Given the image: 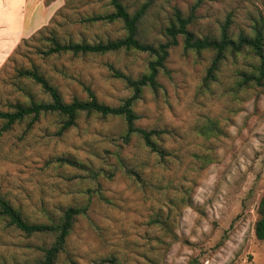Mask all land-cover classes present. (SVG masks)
Returning a JSON list of instances; mask_svg holds the SVG:
<instances>
[{"label":"rangeland","instance_id":"374dc122","mask_svg":"<svg viewBox=\"0 0 264 264\" xmlns=\"http://www.w3.org/2000/svg\"><path fill=\"white\" fill-rule=\"evenodd\" d=\"M130 13L150 8L139 39L169 40L165 29L176 10L190 18L197 38H220L231 19L230 36L264 33V0H122ZM52 17L21 43L0 70V111L15 104L48 102L49 96L20 67L37 68L65 102L97 99L118 107L133 90L116 72L138 79L147 72V53L44 56L37 33L53 31L61 42L97 44L124 38L121 22H88L113 12L108 0H55ZM171 47L161 88H146L135 102L136 126L164 131L160 158L138 135L125 139L121 117L81 114L60 135L64 118L42 114L16 123L0 136V195L32 223H58L69 207L86 208L76 218L57 264H264V240L255 235L264 196V80L240 86L258 59L243 49L227 53L217 78L205 83L214 53ZM0 120V129L4 125ZM63 159V162L60 160ZM73 161L74 166L66 162ZM51 234L28 236L0 219V264H36Z\"/></svg>","mask_w":264,"mask_h":264},{"label":"trees","instance_id":"16d2710c","mask_svg":"<svg viewBox=\"0 0 264 264\" xmlns=\"http://www.w3.org/2000/svg\"><path fill=\"white\" fill-rule=\"evenodd\" d=\"M53 1L55 0H46V4H50ZM108 1L113 8V12L89 18L88 22H121L126 31L124 38L97 44L73 41L61 42L53 31L44 28L37 33L38 37L46 42V46L42 47L39 51L41 55L47 57L68 53L76 56L99 55L116 53L122 50L147 53L151 57L147 72L138 79H132L130 76L123 75L119 72L115 73L118 79L125 81L133 90V96L126 99L122 105L111 107L100 102L96 95L87 88L88 97L86 100L74 99L67 103L64 101L58 88L52 85L37 68L27 69L23 66L16 69V77L30 80L36 86H39L49 96V101H33L28 105L15 104L10 111H0V120L5 122L0 129V136L16 123H20L27 118L38 119L42 114H58L64 118L63 127L59 133L60 135L76 126L78 117L81 114L99 115L104 118L121 117L126 124V141L131 136L138 135L152 153H155L160 158H164L167 153L158 144L164 131L138 128L136 126L138 117L134 112V105L142 97L146 88L154 92L161 88L158 82V76L162 70H165L169 50L178 44V36L183 37L185 50L196 53L203 51H211L214 53L211 65L207 70L205 83L216 80L227 53L236 55L243 49H247L257 57L258 65L250 74L245 72L240 73V86H246L249 84V81H254L255 84L259 85L262 84L264 80V33L261 27H255L253 37L240 35L237 40H233L230 36L231 19L227 18L226 22L222 25L220 38H197L188 30V26L191 24L190 18L183 17L181 12L176 10L174 18L165 29V35L169 40L165 44L153 45L139 39V25L150 8L149 3L141 5L134 13H130L122 0ZM33 39L34 37H31L30 41ZM26 40H23L22 43L27 44L28 41ZM20 47L21 44L13 54L19 51ZM63 161V159L60 160V162ZM66 162L74 166L78 165L70 160H66ZM85 213L86 208L69 207L64 211V215L58 223H32L23 216L19 209L15 208L8 200L0 195L1 220H6L10 226L28 236L34 234H51L55 236V241L49 248L41 249L43 253L42 259L36 264H57L60 255L65 251L76 218ZM258 215L259 218L255 225V235L258 240L262 241L264 240V196L259 202ZM103 262L105 264H121L116 258H109Z\"/></svg>","mask_w":264,"mask_h":264},{"label":"crops","instance_id":"0c3cea01","mask_svg":"<svg viewBox=\"0 0 264 264\" xmlns=\"http://www.w3.org/2000/svg\"><path fill=\"white\" fill-rule=\"evenodd\" d=\"M53 7L46 0H0V70L23 40L48 24Z\"/></svg>","mask_w":264,"mask_h":264}]
</instances>
